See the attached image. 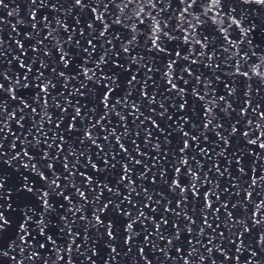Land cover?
Listing matches in <instances>:
<instances>
[{"label": "snow or ice", "instance_id": "snow-or-ice-1", "mask_svg": "<svg viewBox=\"0 0 264 264\" xmlns=\"http://www.w3.org/2000/svg\"><path fill=\"white\" fill-rule=\"evenodd\" d=\"M0 264H264V0H0Z\"/></svg>", "mask_w": 264, "mask_h": 264}]
</instances>
